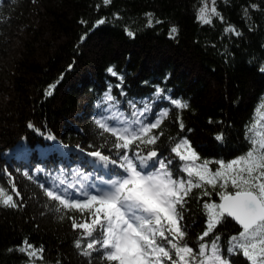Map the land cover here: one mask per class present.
Masks as SVG:
<instances>
[{
	"label": "trees",
	"instance_id": "1",
	"mask_svg": "<svg viewBox=\"0 0 264 264\" xmlns=\"http://www.w3.org/2000/svg\"><path fill=\"white\" fill-rule=\"evenodd\" d=\"M203 2L0 0V188L18 204L15 208L0 205V264H107L99 252L86 257L75 247L80 230L73 229L69 217L80 222L88 212L82 216L57 211L58 202L44 193V188L63 189L68 184L76 188L84 184V190L92 192L93 185L99 187L101 181L123 174L118 165L89 155L100 151L119 161L115 138L95 124L97 119L123 127L111 119L113 113L132 120L133 112H143L140 119L153 123L167 111L153 130L159 137L156 143L140 147L145 154L149 149L158 151L165 163L171 160L168 168L173 179L187 178L183 162L171 152L183 138L201 160L228 162L249 150L248 128L264 102V0H215L219 15L208 24L197 18ZM208 4L212 7L211 0ZM42 6L59 43L43 60L34 53L14 57L13 70L7 62L13 38L31 28ZM100 20L104 23L97 24ZM109 67L117 76L108 72ZM51 85L55 87L47 95ZM12 88L19 102L7 104L17 103L26 109L23 114L31 113L24 131L13 127L14 132L8 126L11 118L3 96ZM105 93L114 100L106 101ZM173 99L188 107L177 108ZM148 164L145 172L154 171L153 161ZM210 167L215 171L218 165ZM68 191L74 194L76 189ZM208 191L211 195L204 196L194 188L183 206L177 207L183 217L184 242L198 252L200 243L210 245L218 235L222 255L230 264H249L242 254L227 252L228 241L241 230L227 216L204 241L199 240L206 229L203 204L220 202L219 186ZM25 240L43 247L42 260L19 251Z\"/></svg>",
	"mask_w": 264,
	"mask_h": 264
},
{
	"label": "snow or ice",
	"instance_id": "2",
	"mask_svg": "<svg viewBox=\"0 0 264 264\" xmlns=\"http://www.w3.org/2000/svg\"><path fill=\"white\" fill-rule=\"evenodd\" d=\"M110 2L104 0L105 4ZM211 3L212 7H209L208 0H204L198 10L200 22L211 23L212 16L219 15L215 0ZM147 15L151 17L150 13ZM103 23V20L97 22ZM148 23L152 25L151 19ZM176 32L173 27L171 33ZM128 35L134 36V33L129 32ZM108 72L117 76L112 67L108 68ZM54 87L49 86L47 95L52 94ZM104 98L106 101L114 100L109 93H105ZM171 103L179 109L188 107L187 103L178 99L171 100ZM143 115V112H133L134 119L128 120L122 113H113L111 119L117 120L123 127L111 126L106 119L95 120L103 132L115 138L113 147L117 150L119 161L100 151L89 155L118 165L123 170L119 178L101 181L99 187L93 185L92 192L85 191L84 184H80L79 188L68 184L63 189L41 185L45 195L58 202L57 211L79 212L82 216L85 211L88 212V217L80 222L69 217L73 229L80 230L81 238L75 241V247L82 249L81 254L86 257L91 256L93 251L99 252L107 264H230V260L222 255L218 235L210 245L200 243L199 251L194 252L184 242L186 232L180 226L183 217L177 211L194 188L201 189L204 196H210L208 188L214 190L219 186L220 202L203 204L207 220L199 240L204 241L225 216L230 217L241 230L228 241V254H242L249 264H264V102L256 109L254 122L248 128L246 138L250 148L242 156L228 162L201 160L186 138L176 142L171 152L183 162L182 171L186 173V179H173L168 168L171 160L165 163L154 149L145 154L140 147L156 143L159 137L152 134L153 130L168 115L167 111L153 123H144L140 119ZM29 127L33 126L29 124ZM180 128L183 130V122H180ZM216 139L222 141L223 137L217 136ZM149 161H153L155 170L145 172ZM212 163L218 165L215 171L210 167ZM59 183L63 185L65 181L60 180ZM229 187L234 191L229 192ZM68 189H76V192L70 194ZM12 191L15 196H20L14 184ZM78 196L85 198L79 199ZM0 205L18 207L13 195L4 188H0ZM82 241L87 243L82 245ZM23 245L19 251L30 258L43 259V247L37 248L27 240L23 241Z\"/></svg>",
	"mask_w": 264,
	"mask_h": 264
},
{
	"label": "rangeland",
	"instance_id": "3",
	"mask_svg": "<svg viewBox=\"0 0 264 264\" xmlns=\"http://www.w3.org/2000/svg\"><path fill=\"white\" fill-rule=\"evenodd\" d=\"M40 10V13L37 12V14L34 15L33 22L31 23V28L19 31L13 38L12 43L14 49L11 50V56L7 59L9 67L13 70L15 60L19 58V56L23 53H34L33 55L35 56V58H37V60H43L47 57L48 53H51V48L59 43V38L57 39L55 30L52 28L51 22L45 14V8L42 6L40 7ZM62 40L63 39H61L60 42ZM96 43L98 44V42ZM23 55L25 56V54ZM88 75L89 74L87 73V76ZM2 93L5 94L4 92ZM17 100V94L15 93L14 88L7 89L6 95L3 96V102L5 103V105L7 104V102L12 101L13 104L14 102L18 103L19 101ZM17 103L15 104V106H9L7 104L9 109L8 114L10 115L9 118H11V122L8 126L11 127L14 132L15 129L24 131L26 129L24 127L26 118L31 116L30 112H26L23 114L26 109H21L22 107H19ZM3 112L7 113V111Z\"/></svg>",
	"mask_w": 264,
	"mask_h": 264
},
{
	"label": "water",
	"instance_id": "4",
	"mask_svg": "<svg viewBox=\"0 0 264 264\" xmlns=\"http://www.w3.org/2000/svg\"><path fill=\"white\" fill-rule=\"evenodd\" d=\"M228 218H230V217H228ZM231 219V218H230ZM234 221V220H233ZM234 223L237 225V226H239L235 221H234ZM240 227V226H239Z\"/></svg>",
	"mask_w": 264,
	"mask_h": 264
}]
</instances>
